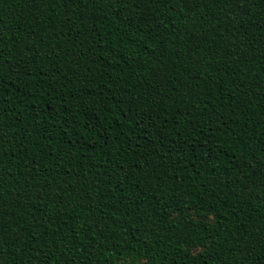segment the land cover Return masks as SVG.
Returning <instances> with one entry per match:
<instances>
[{
	"label": "trees",
	"instance_id": "16d2710c",
	"mask_svg": "<svg viewBox=\"0 0 264 264\" xmlns=\"http://www.w3.org/2000/svg\"><path fill=\"white\" fill-rule=\"evenodd\" d=\"M0 264H264V0H0Z\"/></svg>",
	"mask_w": 264,
	"mask_h": 264
}]
</instances>
